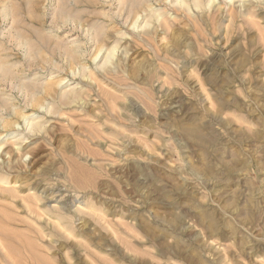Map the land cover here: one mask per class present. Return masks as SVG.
I'll return each instance as SVG.
<instances>
[{"label":"rangeland","instance_id":"obj_1","mask_svg":"<svg viewBox=\"0 0 264 264\" xmlns=\"http://www.w3.org/2000/svg\"><path fill=\"white\" fill-rule=\"evenodd\" d=\"M0 264H264V0H0Z\"/></svg>","mask_w":264,"mask_h":264},{"label":"bare ground","instance_id":"obj_2","mask_svg":"<svg viewBox=\"0 0 264 264\" xmlns=\"http://www.w3.org/2000/svg\"><path fill=\"white\" fill-rule=\"evenodd\" d=\"M190 134H192L193 132L189 131ZM198 263V262H197Z\"/></svg>","mask_w":264,"mask_h":264}]
</instances>
